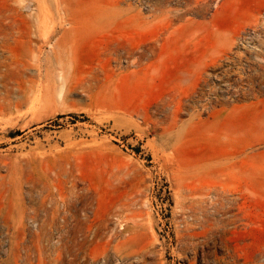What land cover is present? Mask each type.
Wrapping results in <instances>:
<instances>
[{
  "label": "rangeland",
  "instance_id": "rangeland-1",
  "mask_svg": "<svg viewBox=\"0 0 264 264\" xmlns=\"http://www.w3.org/2000/svg\"><path fill=\"white\" fill-rule=\"evenodd\" d=\"M0 264H264V0H0Z\"/></svg>",
  "mask_w": 264,
  "mask_h": 264
}]
</instances>
